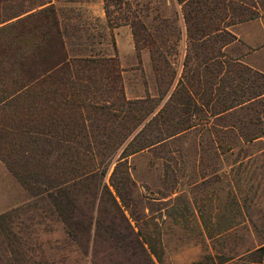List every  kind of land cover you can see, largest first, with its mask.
Returning a JSON list of instances; mask_svg holds the SVG:
<instances>
[{
    "label": "trees",
    "instance_id": "trees-1",
    "mask_svg": "<svg viewBox=\"0 0 264 264\" xmlns=\"http://www.w3.org/2000/svg\"><path fill=\"white\" fill-rule=\"evenodd\" d=\"M177 2L188 41L181 74L176 77L171 67L154 66L161 76L159 95L136 99L125 96L116 55L84 53L85 47L68 49L70 38L76 36L80 45L83 37L61 21L53 4L0 17V160L32 197L53 205L89 264L99 259L113 264L159 261L141 217L129 208L132 200L146 205L132 175L130 156L167 147L171 139L192 129L204 132L223 154L231 153L239 141L250 142L264 134L263 127L218 122L232 120L264 97V74L223 52L236 40L228 28L263 16L264 0ZM217 9L220 23L213 24L210 13ZM104 10L110 22L107 3ZM126 22L139 50L140 41L151 36L139 19ZM214 38L220 39L216 54ZM161 158L168 177L174 169L166 155ZM79 205L88 209L84 212ZM106 205L113 212L112 222L103 225L100 215ZM77 209L87 222L71 217ZM145 209L148 205L144 214ZM229 212L250 220L247 206ZM199 214L212 238V227L201 210ZM232 227L219 224L216 235ZM12 229L10 214H0L2 264L20 263L21 244ZM241 254L256 255L253 261L264 262V239ZM205 259L222 264L229 258L215 253Z\"/></svg>",
    "mask_w": 264,
    "mask_h": 264
},
{
    "label": "rangeland",
    "instance_id": "rangeland-1",
    "mask_svg": "<svg viewBox=\"0 0 264 264\" xmlns=\"http://www.w3.org/2000/svg\"><path fill=\"white\" fill-rule=\"evenodd\" d=\"M105 3L111 10L110 22H107ZM49 4L54 5L62 22L74 26L76 33L83 37L80 44L83 47L75 36L68 40V49L84 51L85 47L84 53L117 56L128 99L159 95L161 76L154 66L161 70L169 66L176 77L181 74L188 41L177 0H0V17L20 10L35 11ZM220 13V9L210 13L213 24L220 23L217 18ZM127 19L142 21L151 36L140 41L139 50L134 45ZM232 27L228 29L236 35ZM239 32L241 37L224 47L223 52L264 74V64L255 62L258 57L264 60V51L252 60V56H245L254 51L252 45H264V15L244 24ZM89 36L94 38L91 40ZM212 42V53L216 54L220 39L214 38ZM166 80L163 79L164 83ZM175 82L176 79L172 87ZM230 119L218 122L233 121L237 125L264 128V97ZM209 121L217 122L211 118ZM203 135L204 132L192 129L171 139L167 147L157 146L129 157L137 189L146 203L132 200L134 203L129 208L141 217L142 227L155 243L159 261L155 258L154 261L156 264L199 261V264H216L206 260L205 255L219 253L229 258L222 264H264L252 260L256 255L251 258L241 254L264 239V134L250 142L239 141L231 153L224 154ZM163 155L174 169L168 177ZM147 205L150 210L145 209L144 217L143 209ZM238 205L248 207L250 220L229 212ZM79 207L84 212L88 209L87 205ZM110 209L106 205L100 215L103 225L112 222ZM199 210L212 227V238L203 228ZM7 212L21 244L19 264H89L53 205L42 197H32L0 160V214ZM71 215L88 221L79 209ZM228 223L233 227L216 235L219 224ZM97 264L113 263L99 259Z\"/></svg>",
    "mask_w": 264,
    "mask_h": 264
},
{
    "label": "crops",
    "instance_id": "crops-1",
    "mask_svg": "<svg viewBox=\"0 0 264 264\" xmlns=\"http://www.w3.org/2000/svg\"><path fill=\"white\" fill-rule=\"evenodd\" d=\"M252 20H249V21H245V22H241V23H237V24H234V25H232L233 27L232 28H234L233 30L235 31V33H236V40H238V38H240L241 37V35H240V30H241V28H242V26L244 25V24H247V23H249V22H251ZM231 27V26H230ZM245 40V39H244ZM262 43H264V40H263V42ZM232 44V43H231ZM253 47H254V51L252 52V53H250V54H246L245 56H252L251 57V60L252 59H255V57L257 58L258 57V55L260 56V54L261 53H263V51H264V45H262V46H260V47H258L257 45H252ZM261 52V53H260ZM255 54H257V56H254ZM264 58V57H263ZM260 61V62H259ZM264 60L263 59H259V57H258V59H256L255 60V62L257 63V64H264V62H263Z\"/></svg>",
    "mask_w": 264,
    "mask_h": 264
}]
</instances>
